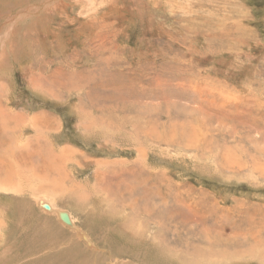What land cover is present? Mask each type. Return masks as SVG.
I'll return each instance as SVG.
<instances>
[{"label":"rangeland","instance_id":"rangeland-1","mask_svg":"<svg viewBox=\"0 0 264 264\" xmlns=\"http://www.w3.org/2000/svg\"><path fill=\"white\" fill-rule=\"evenodd\" d=\"M0 133V264H264V0H0Z\"/></svg>","mask_w":264,"mask_h":264},{"label":"bare ground","instance_id":"bare-ground-1","mask_svg":"<svg viewBox=\"0 0 264 264\" xmlns=\"http://www.w3.org/2000/svg\"><path fill=\"white\" fill-rule=\"evenodd\" d=\"M23 118V117H22ZM37 119V120H36ZM47 118L46 117H42V116H38V117H36L35 118V120L36 121H38L39 122V124H41V125H43L44 127H47L46 125V123H47V120H46ZM18 120V119H17ZM49 151V149H46L45 151H44V153H43V155L40 157V159H41V163L43 164V165H40V167H42L43 169H44V167L46 168V166H48L47 165V163H50L49 162V160H48V162H46V159H48L47 158V156H45V154H46V152H48ZM5 152V150H4V148H0V155H2L3 153ZM8 154V156L10 155V153L9 152H7L6 153V155ZM46 158V159H45ZM0 160H1V158H0ZM49 168V167H48ZM45 195V194H44ZM41 205H42V207L46 210V212H52V211H55V208H53L54 206L52 205V203H44V202H39ZM44 204H47L48 206H49V208H45L44 207ZM58 212V217H59V219L61 220V218H60V213H62V212H66L67 213V215L69 216V219H70V222H71V226H74V222H73V219H72V217H71V215H70V213L68 212V211H64V210H60V211H57ZM141 212V211H140ZM153 219V218H152ZM62 221V220H61ZM68 225V224H67ZM124 229V228H123ZM251 254V253H250ZM125 264H131V263H125Z\"/></svg>","mask_w":264,"mask_h":264},{"label":"water","instance_id":"water-1","mask_svg":"<svg viewBox=\"0 0 264 264\" xmlns=\"http://www.w3.org/2000/svg\"><path fill=\"white\" fill-rule=\"evenodd\" d=\"M44 207H45V208H49V206H48L47 204H44ZM60 218H61V220H62L65 224L71 225V222H70L69 216L67 215L66 212H62V213H60Z\"/></svg>","mask_w":264,"mask_h":264},{"label":"crops","instance_id":"crops-1","mask_svg":"<svg viewBox=\"0 0 264 264\" xmlns=\"http://www.w3.org/2000/svg\"><path fill=\"white\" fill-rule=\"evenodd\" d=\"M7 127L9 128L10 126H7ZM1 133H2V131H1ZM1 133H0V139L3 137V136H1ZM1 145H2V144H1ZM5 145H6V146L2 147V148H4V150H6L5 148H6L7 146H9L8 142H6ZM7 148L9 149V147H7ZM7 152H9V151H6L5 153L2 154L3 157H1L0 163H2V164L5 163V161H2V160H3V159H6V157H7L6 153H7ZM9 153H10V152H9ZM5 155H6V156H5ZM8 158H9V157H8ZM9 161H10V160H9ZM7 163L9 164L8 161H7ZM16 163H18V162H16Z\"/></svg>","mask_w":264,"mask_h":264}]
</instances>
